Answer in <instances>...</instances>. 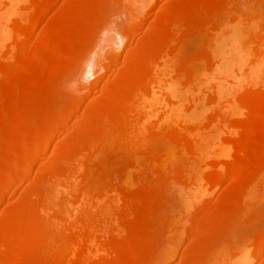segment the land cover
Instances as JSON below:
<instances>
[{
	"label": "bare ground",
	"instance_id": "6f19581e",
	"mask_svg": "<svg viewBox=\"0 0 264 264\" xmlns=\"http://www.w3.org/2000/svg\"><path fill=\"white\" fill-rule=\"evenodd\" d=\"M27 1L0 0V205L34 176L0 214V264H167L186 234L178 264H264V0H162L147 28L156 0ZM115 12L126 21L107 26ZM96 39L118 53L86 58ZM79 63L82 78L114 70L84 87L89 109L57 92ZM201 76L212 85L182 105ZM206 92L227 135L211 190L192 113Z\"/></svg>",
	"mask_w": 264,
	"mask_h": 264
},
{
	"label": "rangeland",
	"instance_id": "374dc122",
	"mask_svg": "<svg viewBox=\"0 0 264 264\" xmlns=\"http://www.w3.org/2000/svg\"><path fill=\"white\" fill-rule=\"evenodd\" d=\"M60 1L61 2H65L66 3V1H63V0H59V1H57V2H59L60 3ZM161 1L162 0H156V2H155V4L152 6V8L149 6V8H146L145 9V7H147V6H145L144 7V14L146 15V21H145V23H144V25L143 26H145L144 28H147V23H149L148 22V20L149 19H151V18H153L152 16H154L155 15V13H157L160 9H161V7H159V6H162V3H161ZM28 3H31V1H27V3L26 4H28ZM59 3H55L54 4V6H52L53 8H51V10L49 9L48 11H47V13L43 16V19H42V21H40V23L36 26V29H35V33H38L39 32V30H40V28H41V25H42V28L44 27V25L42 24L43 22L44 23H46L48 20H49V18H51L52 17V14H54L55 12H53V10H56V8H59V7H56V6H60V4ZM64 3V4H65ZM25 4V5H26ZM146 4H148L147 2H146ZM145 4V5H146ZM160 4V5H159ZM24 5V6H25ZM30 5V4H29ZM62 5V4H61ZM31 6V5H30ZM30 6H26L27 8H28V10H29V8H30ZM26 7H24V8H26ZM158 7V8H157ZM55 8V9H54ZM151 8V9H150ZM160 8V9H159ZM159 9V10H158ZM27 10V11H28ZM31 10V9H30ZM29 10V11H30ZM28 11V12H29ZM33 11V10H32ZM32 11H30V13H26V17H25V19L24 20H22V22L21 23H25L26 21H27V19H28V16H30V14L32 13ZM51 13V14H50ZM148 14V15H147ZM28 15V16H27ZM155 17V16H154ZM104 19H106L105 21H107L108 19H109V21H107L106 23H107V26H117V25H121V24H123L124 22L123 21H126V16H125V14L124 13H121V12H115V14L113 13L110 17H104ZM42 22V23H41ZM39 28V29H38ZM38 30V31H37ZM102 34H103V36H104V31L103 32H101L100 33V35H101V38L103 37L102 36ZM114 41H115V44L117 45V44H120L119 42H120V37H119V35L118 34H115L114 33ZM245 38V40H243ZM243 39H241V40H243L242 42L244 43V44H246V42L248 43V38L247 37H244ZM117 40H118V42H117ZM117 42V43H116ZM243 43H240V45L241 44H243ZM114 44V45H115ZM115 45V46H116ZM247 45V44H246ZM246 45H245V47H246ZM101 46H102V41H97V39L96 40H94V41H92V42H90V43H88V47H89V50L91 49V52L89 53V52H87L86 54H84V56L87 58L90 54H91V56H93V55H95V53L96 52H99L98 54L100 55H107L108 54V52L107 51H109V52H114V53H118V52H116L117 51V49H115L114 47V49H110V47H112V46H102L103 48H102V50H101ZM127 46V45H126ZM123 47L122 48V50L121 51H119V53L120 52H122V54H124V53H126L127 51V47ZM243 46V45H242ZM244 47V46H243ZM243 48V49H241V51H243L244 49L246 50L247 49V47L246 48ZM94 48V49H93ZM108 48H109V50H108ZM99 50V51H98ZM100 50H101V52H100ZM244 50V51H245ZM94 51H95V53H94ZM106 51V52H105ZM244 51H243V53H244ZM106 53V54H105ZM114 53H111V54H114ZM232 53V52H231ZM242 52H241V54H243ZM247 52H245L244 54H246ZM97 54V53H96ZM110 54V53H109ZM234 54V53H233ZM233 54H232V56H233ZM100 55V56H101ZM125 55V54H124ZM18 56V55H17ZM17 56H15V57H17ZM228 56H230L231 57V55H230V53H229V55ZM15 59V58H14ZM13 59V60H14ZM239 63V62H238ZM80 64H82V65H80ZM85 63H79L78 65H77V67L76 68H74L73 70H71L70 72H72L71 74H68L67 75V77L65 76L64 77V79H62V80H60V82H59V84L57 85V92H59L60 94H58L59 96H61L62 98H64V99H68V100H70L71 99V101L72 100H74V99H76V97H83L84 95L82 94L84 91H86L87 89H84V87L88 84V82L89 81H93L94 79H96V78H101L100 79V83L102 82V84H101V86H99V88H98V90L100 89V87H102V85H104L105 83H107V81L106 80H108V81H110V79H111V77H110V71H111V74H113V69H110V70H108V71H106V72H104V74H99V76L101 75H103L102 77H99L97 74L99 73V72H101V71H99V72H97L96 74H94V75H89L88 77H86V76H83V78L84 77H86V78H82L81 76L84 74V73H82L83 72V69L81 68L83 65H84ZM80 65V66H79ZM124 65V64H123ZM122 65V66H123ZM125 66V65H124ZM123 66V67H124ZM235 67H238V68H240L241 66H239V64H237V66L235 65ZM79 68V69H78ZM81 68V69H80ZM238 68H236V69H238ZM242 68V67H241ZM95 69H97V68H95ZM94 69V70H95ZM232 69H234V66L232 67ZM244 69V68H243ZM113 70V71H112ZM69 72V73H70ZM75 72V73H74ZM204 72H205V74H207L208 75V77L210 76V74L208 73V71H205L204 70ZM204 72H203V74H204ZM209 72H210V70H209ZM237 72V71H236ZM106 73V74H105ZM72 74H74V75H72ZM76 74V75H75ZM81 74V75H80ZM80 75V77H78ZM85 75V74H84ZM97 75V76H96ZM206 75V76H207ZM113 76V75H112ZM202 76H204V75H202ZM202 76L201 77H199V79L201 78V80H200V82H201V86L199 85L198 87H199V89H198V93L197 92H192V87H188L186 90L185 89H183L181 86H183V80H179V83L180 84H176L177 86H180L181 88H179L178 87V91H180V93L182 94V93H184V100H183V103H182V105H184V106H187V107H189L188 105L190 104V102L191 101H193V100H195L197 97H194L195 95H200V93L201 92H199L200 90H202L204 87H205V89H204V92L205 91H208L207 90V86L211 83V85H212V83H213V80L210 78H208V77H206V78H208L207 80H209V81H207L206 80V83L205 84H203L202 83ZM77 77V78H76ZM205 77V76H204ZM205 78V79H206ZM204 79V78H203ZM229 79V78H228ZM230 79L232 80L233 78L232 77H230ZM229 79V80H230ZM104 80V81H103ZM113 80V79H112ZM209 83V84H208ZM176 86V87H177ZM73 87V88H72ZM61 88V89H60ZM71 88V89H70ZM210 88V87H209ZM64 91H63V90ZM181 89V90H180ZM185 90V91H184ZM101 91H102V88H101ZM100 91V92H101ZM209 91H211V90H209ZM66 92V93H65ZM86 92H84V94H85ZM193 93V94H192ZM195 94V95H194ZM90 95V96H89ZM183 95V94H182ZM199 97V96H198ZM209 96H208V92H206L205 93V95H204V98L202 99V101H201V106H202V110L203 111H201V112H192L193 113V117H195V115L196 114H198V115H200V117L198 118V119H195V125H197V127L199 128V130H200V132L202 133V135H205V139H206V141H204V146H205V151H206V155L204 154V153H202V154H204L205 156H203L202 154H201V156H202V159L200 160L199 158L196 160V161H198V160H200L201 162H199V163H201V164H199V166H201V165H204V164H206V166H204V168H203V170H205V171H202V169H200V170H198L199 169V167L197 168V170L198 171H200V173H202V177L204 178V176H205V178H206V175L208 174V172L209 171H211V167L208 169V167H209V165L211 166V160L210 159H212V157H215V155L217 156V153H218V158L221 156V154H220V156H219V152H220V150H219V148H221L222 147V145L224 144L223 143V141L225 140L226 141V136L227 135H225V133H226V131H222V130H224V129H221V130H219L220 128L219 127H221L220 126V123L218 124L219 126H217L216 125V123L213 125V124H211L210 125V121L212 120V118H213V116H211L212 114L210 113V112H212L213 110V108L211 109V108H209V110H208V108H207V106H209V99L210 98H208ZM166 99L165 100H167V97H165ZM64 99H60V97H59V100H64ZM82 99H84V103L86 104V106L85 107H87L88 106V104L90 105V106H88L87 107V109H89V108H92V106H93V100L95 99V97H93V94L92 93H87V94H85V96L82 98ZM90 100V101H89ZM171 99H169V101H170ZM168 101V100H167ZM168 101V102H169ZM172 101V100H171ZM89 102H91V103H89ZM210 109L212 110V111H210ZM201 110V109H200ZM215 110V109H214ZM199 111V110H198ZM214 112H216V110L214 111ZM213 112V113H214ZM77 113H79V112H77ZM192 113H191V115H192ZM236 113V115H235V117L234 118H236L237 116H238V114H237V112H235ZM79 115H80V113H79ZM78 115V116H79ZM233 114H232V116H234ZM74 116H76V117H78L77 115H76V113H75V115ZM231 116V117H232ZM192 117V118H193ZM231 117H230V119H231ZM211 118V119H210ZM234 118H233V120H234ZM230 121H232V120H230ZM230 123V122H229ZM182 124H183V122H182ZM222 128V127H221ZM76 133H77V131H75ZM85 132V131H84ZM200 132H199V134H200ZM71 134H72V131H70V133H68L67 135H65V136H71ZM84 134V133H83ZM86 134V133H85ZM68 136V137H69ZM207 137V138H206ZM204 139V140H205ZM224 141V142H225ZM206 142V143H205ZM234 147V146H233ZM232 147V148H233ZM52 150V149H51ZM202 150H204V149H202ZM201 150V151H202ZM233 150V152L235 151V147L232 149ZM231 150V151H232ZM203 152V151H202ZM216 153V154H215ZM223 156V155H222ZM222 156L220 157V158H222ZM192 158V157H191ZM201 158V157H200ZM216 158V157H215ZM194 159H196V158H194ZM213 160V159H212ZM215 160V159H214ZM193 161V160H192ZM41 163V162H40ZM39 163V164H40ZM196 163L197 162H195L194 161V166H196ZM209 164V165H208ZM193 165V164H192ZM193 167V166H192ZM193 168H195V167H193ZM195 170H196V168H195ZM202 171V172H201ZM204 172L206 173L207 172V174H205L204 175ZM199 173V174H200ZM210 173V172H209ZM204 175V176H203ZM32 176V175H31ZM30 176V177H31ZM33 178H34V176H32L30 179L28 178L27 180H26V182L21 186V187H18L17 189H16V186H13V190L12 189H10V191H9V194H8V196L4 199V201L2 202V204L0 205V214H1V212H2V210H3V208H4V206L5 205H7L8 203H10V204H12V203H15L16 201H18L19 200V198H20V196H22L21 194H22V192L25 190V188L29 185V183H31V181L33 180ZM204 178V179H205ZM207 180L205 179L204 181H202L203 182V186L205 185L206 186V184L208 185V183L206 182ZM206 182V183H205ZM211 187V186H210ZM209 187V185H208V188H210ZM224 187L225 186H223V184L222 185H220V186H218L217 188H216V190H214V191H209L203 198L204 199H202L201 201H203L204 202V200L206 199V198H208V196H209V198H210V200H212V201H214L215 199V197L217 196L218 197V195L224 190ZM16 189V190H15ZM220 189V190H219ZM208 190H211V188L210 189H208ZM212 196H210V195ZM175 195V194H174ZM172 196H173V194H172ZM206 197V198H205ZM214 197V198H213ZM209 198L207 199V200H209ZM211 198H213V199H211ZM6 200V201H5ZM8 200V201H7ZM206 200V201H207ZM13 201H15V202H13ZM203 202H200L201 204L203 203ZM10 204H8V205H10ZM200 204V206H202ZM264 205V204H263ZM199 206V207H200ZM198 207V208H199ZM197 208V209H198ZM193 224V221L190 223V225H192ZM191 235H189L188 236V234H186L185 235V238H184V236H180V237H178L176 240H177V243H176V245H174L175 246V248H172V251L170 252V255L168 256V259L167 260H169L168 261V263H170V264H178L179 262H180V260H182V258L184 257L183 255V253L185 252L184 250L185 249H187L188 247H189V245H190V241L192 240V238L190 237ZM182 237V238H181ZM191 238V240H188V239H190ZM175 240V241H176ZM188 243V244H187ZM175 244V243H174ZM31 247L32 246H27L26 248L27 249H31ZM142 253V254H141ZM143 254H144V251H140V250H136V252L134 251L133 252V254H132V256H131V258H134V260L135 259H139L140 257L142 258V256H143ZM137 255V256H136ZM140 255V256H139ZM177 257V258H176ZM173 258V259H172ZM167 260H166V262H167ZM171 261V262H170ZM176 261V262H175ZM124 262H127V260L125 259L124 260ZM167 263V264H168Z\"/></svg>",
	"mask_w": 264,
	"mask_h": 264
}]
</instances>
